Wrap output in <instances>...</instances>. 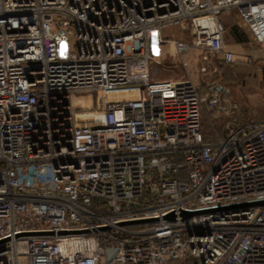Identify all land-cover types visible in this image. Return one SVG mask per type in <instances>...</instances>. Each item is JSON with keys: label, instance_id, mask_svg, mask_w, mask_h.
Masks as SVG:
<instances>
[{"label": "built area", "instance_id": "1", "mask_svg": "<svg viewBox=\"0 0 264 264\" xmlns=\"http://www.w3.org/2000/svg\"><path fill=\"white\" fill-rule=\"evenodd\" d=\"M231 9L264 45L259 0H0V264H264V118L154 78L164 43L251 64Z\"/></svg>", "mask_w": 264, "mask_h": 264}, {"label": "rangeland", "instance_id": "2", "mask_svg": "<svg viewBox=\"0 0 264 264\" xmlns=\"http://www.w3.org/2000/svg\"><path fill=\"white\" fill-rule=\"evenodd\" d=\"M237 16L235 12H231L228 21L233 22L236 20ZM245 30V27H241ZM240 28V29H241ZM241 29V31H242ZM166 39H175V38H183L189 39V35L182 34L178 28H169L165 31ZM153 43H156L155 39L153 38ZM166 46V43L162 44V47ZM163 47V50H164ZM253 51H247L248 55L252 57L251 64L243 63V62H236L231 66H225L220 60L213 61V65H215L217 71L214 75V80L223 83L226 85L230 91V99L234 103L238 104L241 109L244 111V114L247 118L252 120H259L264 118V45L260 46H253ZM194 53V52H193ZM237 57H241V54H245L246 52L243 51H236ZM247 55V54H246ZM195 54H188L185 56L186 62L188 63L187 72L192 79L194 84H198L200 82L198 76V65H195V61L201 64V60L197 61L194 58ZM166 57V55H165ZM240 59V58H238ZM191 60V61H190ZM161 65L157 67L156 74L154 78H159L162 74H170L174 75V78H180V72H177L175 69L171 68L170 66L166 65L162 61H160ZM151 67H156L153 63ZM210 69V73L212 71ZM180 76V77H179ZM75 96H80L79 99L82 101V106L85 107H94L95 108V96L94 92L92 91H75L73 92ZM93 96V104H91L88 100V96ZM85 101V104H84ZM79 111V110H77ZM83 120L84 118H80ZM220 121V120H217ZM213 123L215 126L216 122ZM204 128H210V122L208 118L205 116L203 119ZM206 125V126H205Z\"/></svg>", "mask_w": 264, "mask_h": 264}, {"label": "crops", "instance_id": "3", "mask_svg": "<svg viewBox=\"0 0 264 264\" xmlns=\"http://www.w3.org/2000/svg\"><path fill=\"white\" fill-rule=\"evenodd\" d=\"M259 1H264V0H259ZM231 12H235L236 16H237L236 20H234L232 23L228 21V18L230 16ZM219 19H220V22L224 28V35H223L224 43L227 45V47L231 51H233V52L241 51L242 53L244 51V52H246L245 54L248 55L247 51H249L250 49H253L254 48L253 46H260V45H257L256 43H254L252 41V39L249 36V33H248L246 28H245V30H243L241 28V27L244 28V26L242 25L241 20L239 18V15L235 10L231 9L229 11L222 12L219 15ZM240 28L242 29V31ZM165 31L163 32L164 38H166L165 34H164ZM181 33L185 35V33H183V32H181ZM153 38L155 39L156 43L151 42V45L157 44L156 37H152V39ZM152 39H151V41H152ZM175 40L187 41L188 39L186 40L183 38H175ZM163 47H162V45L158 46V48H159L158 50H159V52L161 51L160 53L163 56L161 61L163 63H165L166 65L170 66L171 68L175 69L177 72H180L182 74H181V77L179 76L180 78H174L175 74L170 75V74L166 73V74H162L157 79H171V80L190 79L188 72H187L188 63L186 62L185 56H187L188 54H195V56H194L195 60H197V61L201 60L200 61L201 64H199L198 62L195 61V65H198V70H197L198 76L200 75L199 79H198L200 82H198V84H202V83L208 82V81L209 82L215 81L214 75H215L217 69H216L215 65H213L212 62L213 61L215 62L218 60L216 57L208 55V59L204 61L202 59V57H203L202 52H199L195 49H191L190 51H188L186 54H184L180 58L175 54L172 46L166 44V46L164 47V50H163ZM250 51H253V50H250ZM165 55H166V57H165ZM180 62H183L185 64V66H183ZM224 65L225 66H231V65H226V64H224ZM200 67L206 68V71L204 73H201ZM211 67H213V68H212V71L210 73L209 71H210ZM190 80L192 81V79H190Z\"/></svg>", "mask_w": 264, "mask_h": 264}, {"label": "trees", "instance_id": "4", "mask_svg": "<svg viewBox=\"0 0 264 264\" xmlns=\"http://www.w3.org/2000/svg\"><path fill=\"white\" fill-rule=\"evenodd\" d=\"M260 120V119H259ZM206 126V125H205ZM223 126V121L220 120V121H217L216 124H215V127L218 128L219 130L222 128ZM207 129V128H206Z\"/></svg>", "mask_w": 264, "mask_h": 264}, {"label": "bare ground", "instance_id": "5", "mask_svg": "<svg viewBox=\"0 0 264 264\" xmlns=\"http://www.w3.org/2000/svg\"><path fill=\"white\" fill-rule=\"evenodd\" d=\"M110 98L112 99V98H114V96L113 95H110ZM86 116H87V114H86ZM82 117H84V116H82Z\"/></svg>", "mask_w": 264, "mask_h": 264}, {"label": "water", "instance_id": "6", "mask_svg": "<svg viewBox=\"0 0 264 264\" xmlns=\"http://www.w3.org/2000/svg\"><path fill=\"white\" fill-rule=\"evenodd\" d=\"M262 203H256V205H261Z\"/></svg>", "mask_w": 264, "mask_h": 264}]
</instances>
